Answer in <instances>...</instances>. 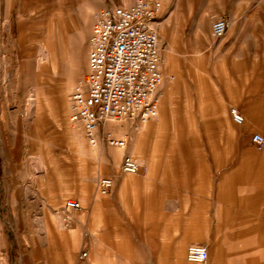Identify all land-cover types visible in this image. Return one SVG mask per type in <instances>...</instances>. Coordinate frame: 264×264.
<instances>
[{
	"label": "rangeland",
	"instance_id": "obj_1",
	"mask_svg": "<svg viewBox=\"0 0 264 264\" xmlns=\"http://www.w3.org/2000/svg\"><path fill=\"white\" fill-rule=\"evenodd\" d=\"M133 2L0 0V264H53L59 247L57 222L65 226L64 231L76 233L75 264L86 260L79 254L89 253L90 218L119 214L118 203L110 201L107 193L99 194L97 181L113 178L114 171L120 173L125 154L139 166L206 168L208 179L215 178L210 172L223 170L220 185H212L211 180L206 186V221L193 226L205 227L208 255L210 249L238 250L242 246L245 262L253 264L258 258L262 231L259 235L252 232L248 239H233L242 228L215 219L217 213L231 211L228 203L233 202L232 192L240 177L232 173L260 165L256 157L264 146L254 147L243 140L240 126L232 122L227 110L222 125H215L214 86L217 72L220 79H264V0L162 1L151 26L158 37L161 81L157 114L161 110L163 118L143 135L139 130L144 124L125 118L112 120L125 129H112V135H124L128 140L126 151L115 162V147L105 142L89 145L82 125L70 121V95L87 73L88 38L96 13ZM217 19L229 23L220 37L211 33ZM229 38L238 39V44L224 47L222 41ZM250 40H255L253 49L247 47ZM228 97L218 96L225 105ZM155 117L145 124L153 123ZM68 126L79 131V136L70 135ZM102 126L99 131L104 132ZM99 196L102 198L95 200ZM67 199L77 200L81 209L69 212L65 224ZM94 203H98L95 213ZM42 223L45 235L39 232ZM190 244L194 243L184 246L183 257L187 264H196L186 261ZM169 257L151 256L154 264H167ZM203 264H209V259Z\"/></svg>",
	"mask_w": 264,
	"mask_h": 264
},
{
	"label": "crops",
	"instance_id": "obj_2",
	"mask_svg": "<svg viewBox=\"0 0 264 264\" xmlns=\"http://www.w3.org/2000/svg\"><path fill=\"white\" fill-rule=\"evenodd\" d=\"M254 43L255 40L248 41L247 47L253 49ZM222 44L224 47H233L238 44V39H224ZM247 58L250 59V56ZM214 87L217 96L214 108L215 125H222L224 111H229L231 116V109H235L242 116V122L237 124L231 117L232 122L240 126L242 139L257 147L251 141V137L258 133L264 138V79L250 76L220 79L217 72ZM206 93L208 94V88ZM220 95L229 96L226 102L228 105L224 104L222 98L221 100L218 98ZM144 127L145 123L139 130L141 135L145 133ZM121 128H123L121 125L107 122L103 130L125 131ZM67 130L70 135L79 136V131L74 127L68 126ZM98 136L99 142L104 143L102 130H98ZM263 146L264 143L259 148ZM114 151L116 155L113 157L116 162L117 157L126 149L116 148ZM260 155L256 157L260 165L238 169L237 173H232L240 177L236 178L235 182L237 190L232 192L233 202L228 203L231 211L216 214V222L237 223L242 228L233 239H248L252 232L259 235L257 233L260 231L264 238V182H262L264 178L260 177L264 176V150ZM222 171L216 169L215 172H210V175H215V178L210 179L207 177L209 173L206 168L193 171L192 168L150 165L140 166L134 174L127 175L121 170L120 173L112 172V187L107 194L110 201L115 200L118 203L119 214L109 213L104 214L102 218H90L88 226L91 232L86 240L89 253L81 264H154L151 258L153 255L171 256L167 264H187L183 257L184 246L189 243H194L189 246H204L206 229L201 225L193 226V223L206 221L204 218L207 215L206 186L211 180L212 185H220L223 180ZM101 198L99 196L95 200ZM80 201L84 203V198H80ZM97 205L98 203H94V213ZM75 220L79 222L80 217ZM252 223L259 225L251 228ZM64 228L65 226L59 222L55 225V237L59 247L53 254V264H75L76 233L64 231ZM39 232L43 235L47 233L43 223L39 224ZM259 250H261L258 251L259 256L253 264H264V239ZM245 252L242 246L238 250L235 247H218L215 250L210 249L207 260L209 259V264H250L241 258Z\"/></svg>",
	"mask_w": 264,
	"mask_h": 264
},
{
	"label": "built area",
	"instance_id": "obj_3",
	"mask_svg": "<svg viewBox=\"0 0 264 264\" xmlns=\"http://www.w3.org/2000/svg\"><path fill=\"white\" fill-rule=\"evenodd\" d=\"M162 1L134 0L130 6L105 7L94 17L88 38L87 73L70 95V119L82 125L84 137L91 146L98 144L99 127L107 120L125 118L139 125L156 115L161 61L157 33L151 23L161 9ZM228 26L226 19H217L211 25V33L220 37ZM230 112L233 121L240 124L242 116L235 109ZM102 137L110 147L123 148L128 143L126 136L117 138L110 131H104ZM251 141L259 147L264 138L255 133ZM139 168L130 155L122 157L123 173L134 174ZM111 187V178L98 179L99 194L108 193ZM64 208L67 214L63 221L68 224V213L79 211L81 205L77 200L67 199ZM86 256V251L79 254L81 259ZM207 258L204 246L188 247V261L205 262Z\"/></svg>",
	"mask_w": 264,
	"mask_h": 264
},
{
	"label": "bare ground",
	"instance_id": "obj_4",
	"mask_svg": "<svg viewBox=\"0 0 264 264\" xmlns=\"http://www.w3.org/2000/svg\"><path fill=\"white\" fill-rule=\"evenodd\" d=\"M124 2L125 3H127L128 2V0H124ZM40 55L42 56L43 54L42 53H40ZM159 98H160V95H159ZM158 101H159V99H158ZM66 103V102H65ZM33 104H34V106L35 107H38V100H34L33 101ZM157 110H158V105H157ZM156 114H157V112H156ZM156 116V115H155ZM154 116V117H155ZM153 118V117H152ZM162 118H163V114H162V111L160 110V112L157 114V117H155V120H153L154 122L153 123H151V124H149V125H147V124H145V126L146 127H144V130H145V132H148V130H150V129H153V125L156 127V125L157 124H159L161 121H162ZM70 121H71V119H70ZM71 122H73V121H71ZM107 122H113L112 120H107L105 123H107ZM104 123V124H105ZM156 130V129H155ZM154 131V130H153ZM124 136V135H123ZM134 147H135V145H134ZM115 148H122V147H115ZM38 164H39V162H38ZM39 166V165H38Z\"/></svg>",
	"mask_w": 264,
	"mask_h": 264
}]
</instances>
